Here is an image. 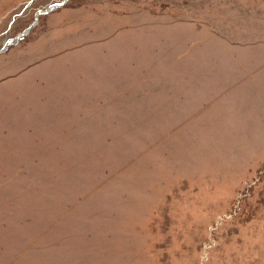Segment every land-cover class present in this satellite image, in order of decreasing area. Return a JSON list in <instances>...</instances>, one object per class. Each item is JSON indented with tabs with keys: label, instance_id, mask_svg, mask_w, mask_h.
Masks as SVG:
<instances>
[{
	"label": "rangeland",
	"instance_id": "rangeland-1",
	"mask_svg": "<svg viewBox=\"0 0 264 264\" xmlns=\"http://www.w3.org/2000/svg\"><path fill=\"white\" fill-rule=\"evenodd\" d=\"M0 264H264V0H0Z\"/></svg>",
	"mask_w": 264,
	"mask_h": 264
},
{
	"label": "water",
	"instance_id": "water-1",
	"mask_svg": "<svg viewBox=\"0 0 264 264\" xmlns=\"http://www.w3.org/2000/svg\"><path fill=\"white\" fill-rule=\"evenodd\" d=\"M61 5H57V6H51L45 10H41V11H38L35 15V20L34 22L23 32L19 33L14 39L12 40H9L5 43V45L0 49V53L3 52L4 49L8 48L10 44H13L15 43L16 41H18L21 37L25 36L29 30L36 24L37 22V17L40 16V15H43V14H46V13H49L53 10H55L56 8L60 7Z\"/></svg>",
	"mask_w": 264,
	"mask_h": 264
}]
</instances>
